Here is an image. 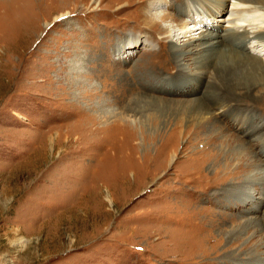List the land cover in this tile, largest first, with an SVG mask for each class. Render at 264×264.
<instances>
[{
  "label": "rangeland",
  "instance_id": "1",
  "mask_svg": "<svg viewBox=\"0 0 264 264\" xmlns=\"http://www.w3.org/2000/svg\"><path fill=\"white\" fill-rule=\"evenodd\" d=\"M149 3L0 0V264H264V100L214 99Z\"/></svg>",
  "mask_w": 264,
  "mask_h": 264
},
{
  "label": "bare ground",
  "instance_id": "2",
  "mask_svg": "<svg viewBox=\"0 0 264 264\" xmlns=\"http://www.w3.org/2000/svg\"><path fill=\"white\" fill-rule=\"evenodd\" d=\"M138 1L140 3L141 0ZM175 2L150 0L144 16L147 17L146 23L152 28L157 27L166 41L177 43V46L169 50L171 55L176 56V62L185 65L186 58L183 53L195 49L196 57L192 61L195 63L194 67L204 73L211 69L209 82L214 91V99L238 101L256 97L264 100V0H177ZM220 10H227L228 14L219 17ZM213 19L226 24L214 23ZM193 21L197 24L190 29L189 25ZM198 24L201 26V31L197 32ZM192 45L194 47L189 48ZM158 74H160L158 71H151L150 75L159 77ZM161 87L166 91L163 85ZM256 91L261 94H255ZM150 99L153 103H165L159 98L150 97ZM225 110L218 109L219 114L225 116L226 114H223ZM202 115L200 116L205 117ZM214 119L215 116L212 114L210 120L215 124ZM258 173L261 176L257 177L256 174L251 181L263 187L264 170ZM244 193L249 200H253L251 189ZM260 198L263 202L264 195Z\"/></svg>",
  "mask_w": 264,
  "mask_h": 264
}]
</instances>
